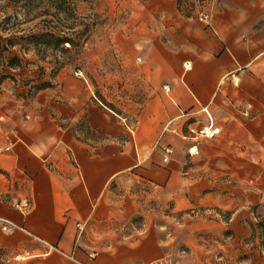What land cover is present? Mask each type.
Returning <instances> with one entry per match:
<instances>
[{"label":"crops","instance_id":"crops-1","mask_svg":"<svg viewBox=\"0 0 264 264\" xmlns=\"http://www.w3.org/2000/svg\"><path fill=\"white\" fill-rule=\"evenodd\" d=\"M191 2L181 12L175 0H148L118 29L112 76L140 84L137 106L105 107L83 70L59 74L61 97L41 92L45 105L0 111L7 262L202 264L205 247L190 256L179 245L219 238L212 253L235 255L259 238L264 0ZM23 199L25 212L15 207Z\"/></svg>","mask_w":264,"mask_h":264},{"label":"rangeland","instance_id":"rangeland-1","mask_svg":"<svg viewBox=\"0 0 264 264\" xmlns=\"http://www.w3.org/2000/svg\"><path fill=\"white\" fill-rule=\"evenodd\" d=\"M24 0H0V32L3 28H13L19 31L17 35L37 34L35 26L40 18L31 22H25L23 13L13 14L15 6H22ZM75 16L89 26L88 39L80 48L70 51L48 50L37 52L32 46L25 42H18L12 50L21 60V67L15 70H7L6 75L10 78L0 84V111L3 109L8 113L34 108L32 105H39L49 102V98L40 99L39 93H54L56 98L61 97L62 87L57 83L59 74L66 73L75 76L78 71H87L88 79L93 92L103 99V105L109 109L122 112L128 105L139 104L142 100V91H138L140 84L128 82V76H112L118 71V63H113L112 42L117 40L119 28L124 30L129 24V14L148 0H74ZM185 12H191L193 5L191 0H175ZM192 6V7H191ZM192 8V9H191ZM130 11V12H129ZM132 11V12H131ZM19 12V11H17ZM10 16V20L3 21ZM65 19L64 15L57 17ZM57 19V20H58ZM19 23V24H18ZM57 26V24H55ZM81 31L83 27H76ZM114 36H116L114 38ZM67 48V46H65ZM84 73V72H83ZM99 74V75H97ZM117 74V73H116ZM84 75V74H83ZM52 99V95L50 96ZM39 99V104H37ZM36 102V103H35ZM45 102V103H44ZM1 121V119H0ZM206 136L210 132L205 131ZM192 153L194 150L191 151ZM197 210H189V215H194ZM259 238H245L242 245L235 250L238 253L231 254L230 250L219 249V253L213 254V244L219 238H192L191 246L179 245L182 253L191 254L194 250L193 244L205 247L206 256H203L202 264H255L257 256L264 254V225L259 222L257 225ZM254 234V233H252ZM224 238L222 240H226ZM3 239L0 238V264H19L9 261L3 257ZM214 241V242H213ZM212 253H208V251ZM192 256V255H190ZM191 264L199 263V259L190 260ZM7 262V263H6ZM187 264H190L187 261Z\"/></svg>","mask_w":264,"mask_h":264},{"label":"trees","instance_id":"trees-1","mask_svg":"<svg viewBox=\"0 0 264 264\" xmlns=\"http://www.w3.org/2000/svg\"><path fill=\"white\" fill-rule=\"evenodd\" d=\"M179 11L182 12L180 4ZM74 0H24L22 6H15L13 14L23 13L25 22L41 19L34 27L37 34L17 35L19 31L11 28H3L5 37L0 32V84L10 78L6 75L7 70H15L21 67V60L12 50L18 42H25L32 46L37 52L48 50L70 51L82 47L88 39L89 26L75 16ZM19 11V12H17ZM64 15L65 19L57 17ZM58 19V20H57ZM10 20V16L4 19L3 23ZM19 24V23H18ZM57 24V26L55 25ZM76 27H83L78 31ZM67 46V48H65Z\"/></svg>","mask_w":264,"mask_h":264},{"label":"built area","instance_id":"built-area-1","mask_svg":"<svg viewBox=\"0 0 264 264\" xmlns=\"http://www.w3.org/2000/svg\"><path fill=\"white\" fill-rule=\"evenodd\" d=\"M199 21H200V22H203V23L207 22V21H208V16H207L206 14H200V16H199ZM76 75H77V76H81V75H82L81 71H78V72L76 73ZM201 133H203V135L206 136L205 130H202ZM189 153H191V150H189ZM15 207H16L19 211H21V212H25V211L29 208V202H28V200H26V199L20 200V201L15 205ZM69 259H70V260H74V258H73V253H71V255L69 256Z\"/></svg>","mask_w":264,"mask_h":264}]
</instances>
